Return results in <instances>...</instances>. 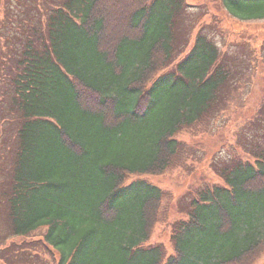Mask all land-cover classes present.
<instances>
[{"label": "trees", "instance_id": "trees-1", "mask_svg": "<svg viewBox=\"0 0 264 264\" xmlns=\"http://www.w3.org/2000/svg\"><path fill=\"white\" fill-rule=\"evenodd\" d=\"M221 2L240 21L264 20V0ZM190 6L0 0V102L17 113L2 195L9 236L45 228L57 264L257 262L264 252V142L247 145L246 159L234 154L212 164L223 184L191 193L169 255L162 243L148 244L163 190L146 179L127 183L130 175L166 171L182 145L177 134L217 116L243 84L244 60L202 31L191 44L182 23ZM23 253L26 261L34 257ZM20 256L0 264L31 263Z\"/></svg>", "mask_w": 264, "mask_h": 264}, {"label": "rangeland", "instance_id": "rangeland-1", "mask_svg": "<svg viewBox=\"0 0 264 264\" xmlns=\"http://www.w3.org/2000/svg\"><path fill=\"white\" fill-rule=\"evenodd\" d=\"M187 2L191 6L186 9L182 23L191 33V44L197 33L202 31L236 60H244L245 69L241 88L222 112L177 134L176 138L182 145L166 171L161 174H134L127 178V183L146 179L163 190L158 222L148 244L162 243L168 255L174 253L171 242L173 225L187 217L191 193L207 185L223 184L212 164L223 165L234 154L246 159L249 157L244 151L247 145L264 142V20L240 21L226 11L221 0ZM0 105V248L8 247L0 250V261L11 253L19 252L21 256L18 259L24 263L57 264V252L44 243L45 228L27 237L9 236L6 201L2 195L13 164L17 113L8 110V100L0 102ZM252 120L258 122L255 132L248 127ZM20 251L34 257L26 261L25 253ZM255 264H264V252Z\"/></svg>", "mask_w": 264, "mask_h": 264}]
</instances>
